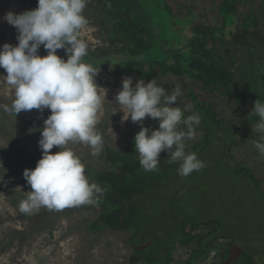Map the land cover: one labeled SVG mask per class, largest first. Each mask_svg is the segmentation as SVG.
I'll list each match as a JSON object with an SVG mask.
<instances>
[{"label":"rangeland","instance_id":"obj_1","mask_svg":"<svg viewBox=\"0 0 264 264\" xmlns=\"http://www.w3.org/2000/svg\"><path fill=\"white\" fill-rule=\"evenodd\" d=\"M124 1L128 12L134 17L139 20L140 17L148 20L150 6L144 4V0ZM212 1L214 0H179L177 7L172 0L168 2L169 6L174 9L175 15L180 12L178 17L180 20H186V16L191 20V24L175 22L176 28L180 31L179 35L190 38L184 41L188 44V49L179 52L181 61L184 60L182 66H186L185 63L192 66L196 62L207 64L206 70H209L211 66H217V69L221 68V74L228 76L237 84L241 94L239 95L240 103L225 106V113L220 123L227 131L223 133L213 131L210 147L205 152H195L198 158L205 163V167L200 171H194L187 177L178 175L177 164H169L166 170L158 168L157 171L146 172L140 164L135 165V162H132L125 154L117 161L122 170L118 169L113 161L106 165L105 147L119 143L128 131L127 121H131L130 117L122 121L123 112L119 110V106L116 107L114 114L120 117L112 123L109 131L98 123L96 125V130L103 140V150L98 156H92L91 149L87 145L70 142L66 146L85 165V175L89 182L100 185L104 189L103 194L97 197L96 210L100 208L101 215L105 209V213L108 211L106 215L112 217V220L100 222L99 227L103 229L91 234L87 226L98 217L97 212L90 207L91 205L83 204L82 208L88 207L89 209L80 212L77 210L75 213L72 208V213L69 215H65L60 209L63 214L58 217V229L69 231V224H71L73 228L78 227V230L72 231L71 239L64 241L58 247L53 246L51 250L45 246L37 248V251L43 249L40 255H46L45 257L50 261L47 264H77L75 259L81 260V255H90L89 258H83L87 264H162V260L148 258L156 254V251L165 253L171 250L174 257L185 253L176 244L186 230L185 221L188 219L193 223L220 222V233L236 241L238 253L249 252L254 256L256 264H264V196L255 188L249 177L238 174L232 169L228 159L230 157L231 161H241L242 167L249 168L256 173L259 170L258 176L264 179V159L259 158L252 143L253 139H258V136L252 132L251 126L259 117L250 115L257 99L264 102V27L255 28V32L250 33L235 28L233 24L229 27L231 31L226 32V35L228 41L233 40L234 49L228 46L227 50L223 51L219 48L216 49L218 53H215L214 48H205L198 43V33L194 29L198 23L210 26L211 23L217 22L214 8L210 7ZM249 1L254 3L253 9L257 10V13L264 14V0ZM33 2L38 4V0H0V11L4 7L7 12L15 13L31 10ZM244 2L246 3L247 0ZM189 9H192L193 13ZM156 19L159 21L160 16ZM262 21L264 22V19ZM263 22L261 23L264 24ZM10 26L6 23L0 29V47L4 43L12 45L18 43L15 37L17 32H13ZM236 31L240 32L235 33ZM83 34L90 36V40L93 41L95 29L85 26ZM178 38L179 36L176 40ZM246 44L247 47L244 48ZM237 48L239 49L238 56L233 57V51ZM255 51L258 52L255 53ZM46 54L47 52H44L43 56ZM57 55L67 58L64 51H57ZM110 61L112 63V59ZM105 71H102L100 81L96 83L99 88H102L98 91L103 101L98 113V122L104 116L105 104L122 89V80L127 77H116ZM210 72L213 73L214 70L210 69ZM172 80L179 84L185 82L178 79ZM103 89L106 90V100L103 99ZM29 113L31 118L37 119L36 125L44 124V120L51 114L49 109L43 112L32 109ZM201 136V133L195 135L194 140H200ZM29 139L34 142L33 154L37 160L40 153L36 151L40 149L38 139L34 136ZM1 142L3 140L0 139ZM231 147L233 150H230ZM4 148L3 144L1 152L5 155L7 148L5 151ZM55 148L56 152L60 151L59 146ZM12 157L16 163L21 165L7 166L5 158L0 155V164L7 170L5 173V169L0 168V179L3 178L0 180V207H4L15 215V209L6 202L4 206L2 201L13 199L15 192H25L23 196L27 197L28 191L32 189L22 174L31 165L25 163L17 152L13 153ZM110 165H112V181H109L108 177L101 182L94 173L106 174L111 171ZM21 181L23 186L18 187L19 190L11 189L13 186L9 187V184ZM260 186L264 190V180ZM30 221L28 219L7 224L25 231L23 235L27 236L28 228L31 226ZM56 237L58 236L55 233L53 237H49L47 242L51 243ZM25 242L26 247L30 244H38L37 240L30 241L27 237H25ZM183 257H178L167 264H189L187 258ZM0 264H8L7 257H3ZM18 264L42 263L38 262L34 253H27V256L24 255ZM194 264H212V260L205 262L199 260Z\"/></svg>","mask_w":264,"mask_h":264},{"label":"trees","instance_id":"obj_2","mask_svg":"<svg viewBox=\"0 0 264 264\" xmlns=\"http://www.w3.org/2000/svg\"><path fill=\"white\" fill-rule=\"evenodd\" d=\"M172 1L176 3L177 7L179 0ZM168 2L169 0H144L143 3L150 6L151 12L149 11L148 20L143 17H140L139 20L132 13L128 12V7L124 0H87L83 15L88 20L86 26L95 29V38L93 39L92 37V41L90 40V36L83 34V29L80 31L79 38L87 44V55L83 57V62L91 65L98 71L95 77L96 83L100 81L99 77L102 71L106 70V73L108 72L116 77L127 76L133 78L136 75L138 77L136 82L141 79L145 83L155 80L156 84L165 88L169 94H172L178 85L182 95L177 98L174 106H179L184 110L185 117L194 112L201 115V123L195 129V135L202 134L201 139L197 141L194 138L187 140L186 152L193 150L194 152L202 153L210 147L213 131H218L219 133L227 131L220 123L225 113V106H234L240 103L241 99L239 95L241 94L237 84L229 79L228 76L221 74V68L217 69V66H211L210 69L214 70L213 73L210 72V69L206 70L207 64H204V62H196L192 66H189V63H185L187 65L182 66L184 60L181 61V53L179 52L188 49L189 46L184 41L190 38L179 35L180 31L176 28L175 22L178 24H191V20L188 16H186V20H180L178 18L180 12L175 15L174 9L169 6ZM37 5L36 2H33V9ZM210 7L214 8L217 22L215 24L211 23L210 26L205 23H198L194 29L198 33V43H201L205 48H214L215 53L217 52L216 49L222 48L225 51L228 46L234 49L233 45L235 44L233 40L228 41L226 35V32L231 31L229 27H232L233 24H235L233 25L235 28L250 33L251 31L255 32V28L264 27V24L261 23L263 22L264 14L257 13V10L253 9L254 3L249 0L246 3L244 0H214L211 2ZM189 10L193 13L192 9ZM6 13L5 7L2 8L0 11V29L7 23L3 19ZM158 16H160L159 21L156 19ZM10 28L13 32L16 31L13 26H10ZM239 32L236 31L235 33ZM177 36L179 38L176 40ZM247 44L244 48L247 47ZM258 44L260 45V43ZM57 51L65 52L64 49ZM44 52L46 50L41 46L39 55L43 56ZM238 53L239 49L237 48L236 51H233L232 56L237 57ZM230 58L231 56L228 60ZM224 66L225 64L222 68ZM6 75L5 70L0 68V77ZM172 79L185 82L179 84ZM133 86H135L134 81ZM115 96L111 97L108 100L109 102L105 104L104 116L98 122L107 131L112 128V123L116 122L120 117V115L114 114L115 108H118V105L115 103ZM13 98L14 90L12 86L0 78V105H11ZM36 120L35 117H30L29 111H21L15 116L0 109V139L3 140L0 143V155L5 158L7 166L12 164L13 166L21 165L20 163H16L12 157L15 152L21 156L25 163L31 165L29 169H34L38 160L42 158V151L39 149L36 150L40 152L36 160L33 154L35 145L29 139L31 136L36 137L38 141L41 139L40 130H42L43 124L36 125ZM130 123L131 121H127L128 131L120 139L119 143L113 144L114 146L105 147V155L107 156L106 165L113 161V164L122 170L117 161L123 154L129 157L132 162H135V165H139V156L135 152L134 137L140 131V125L138 123ZM143 126L157 129L158 120L145 118ZM181 128L183 129L184 126L181 125ZM234 131L232 132L234 133ZM3 144L5 145L4 151L7 148V153L5 152L6 156L1 152ZM55 147L50 150L53 154L56 152ZM230 150H233V148L231 147ZM159 158L158 168L166 170L169 167L167 152L162 151ZM228 159L232 169L238 174L249 177L255 188L264 196V190L260 186V183L264 179L262 176H258L259 170L256 173L249 168L242 167L241 161H231L230 157ZM110 168L111 171L106 174H94L98 176L101 182L108 177L109 181H112V165H110ZM14 183L9 184V187L13 186L11 189L16 191L19 190L18 187L23 186L22 181L16 182V187ZM24 194L25 192H15L13 199L2 201L4 206L5 202L12 206L16 214L14 215L4 207H0V261L3 257H7L8 264H18L24 255L27 256V253H34L39 263L47 264L50 261L45 257L46 255H40L43 253V249H38L37 251V248L45 246L51 250L53 246L58 247L64 241L71 239L72 235L70 233L72 231L78 230V227L73 228L71 224H69V231L58 229V217L63 212L65 215L71 214L72 208L74 209V213L77 210L80 212L89 208H82L81 205L69 206L61 209L63 211L61 212L60 209L49 210L42 207L39 211L26 214L19 210L20 202L27 198L23 196ZM21 197L22 199H20ZM104 201L106 202V200ZM89 206L97 212L98 217L87 226V230L91 234H95L98 230L103 229L99 227L100 222L111 221L112 217L106 215L108 211L105 213V209L100 215V208L99 212L96 210L97 202L89 204ZM28 219L31 220V226L28 228L27 236L23 235L25 231L7 224ZM185 229L182 238L176 244L185 253L174 257L171 250L165 253L156 251L157 253L148 259L162 260V264H167L169 261L184 256L187 258L189 264H194L199 260L203 262L212 260V264H256V260L251 253L246 251L238 253L236 241L220 233V222L193 223L188 219L185 221ZM55 233L58 237L53 239L51 243H48L49 237H53ZM25 237L29 238L30 241L37 240L38 244H35L36 246L30 244V246L26 247ZM214 252L215 254L213 255ZM80 257L81 260L75 259L76 263L87 264L83 261V258H89L90 255H81Z\"/></svg>","mask_w":264,"mask_h":264},{"label":"clouds","instance_id":"obj_3","mask_svg":"<svg viewBox=\"0 0 264 264\" xmlns=\"http://www.w3.org/2000/svg\"><path fill=\"white\" fill-rule=\"evenodd\" d=\"M86 5L87 0H38L35 9L9 11L3 17L16 29L18 43H4L0 47V68L7 73L0 78L14 90L11 105H0V109L15 116L32 109L51 112L44 120L38 141L42 158L34 169L23 172L32 190L20 202L22 213L31 214L42 207L59 210L94 204L104 191L89 182L85 165L66 147L70 142L87 145L94 157L103 150L102 137L96 130L103 104L98 90L102 88L95 82L98 71L83 62L87 44L79 38L80 31L88 24L83 15ZM41 46L47 52L44 56L39 55ZM59 49L65 50L67 59L57 55ZM135 76L122 80L115 103L123 112L122 121L130 117L140 125L134 137L140 166L146 172L157 171L160 153L164 151L169 164L178 165L177 173L181 177L203 169L205 163L197 154L186 152V141L194 138L201 115L194 112L185 117L184 110L174 106L182 95L178 85L169 94L155 80L136 82ZM250 115L259 117L251 126L258 136L252 143L259 158L264 159V102L257 99ZM145 118L158 120V128L144 127ZM54 146L60 148L55 154L50 151ZM0 168L5 169L2 164Z\"/></svg>","mask_w":264,"mask_h":264}]
</instances>
